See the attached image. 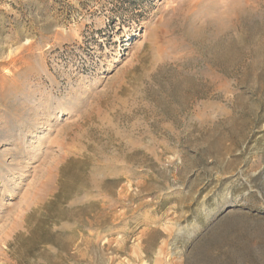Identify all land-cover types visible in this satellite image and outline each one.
Wrapping results in <instances>:
<instances>
[{"label": "rangeland", "instance_id": "obj_1", "mask_svg": "<svg viewBox=\"0 0 264 264\" xmlns=\"http://www.w3.org/2000/svg\"><path fill=\"white\" fill-rule=\"evenodd\" d=\"M0 264H264V0H0Z\"/></svg>", "mask_w": 264, "mask_h": 264}, {"label": "bare ground", "instance_id": "obj_2", "mask_svg": "<svg viewBox=\"0 0 264 264\" xmlns=\"http://www.w3.org/2000/svg\"><path fill=\"white\" fill-rule=\"evenodd\" d=\"M5 154V153H4ZM8 154V153H7ZM9 155V154H8ZM3 156V155H2Z\"/></svg>", "mask_w": 264, "mask_h": 264}]
</instances>
